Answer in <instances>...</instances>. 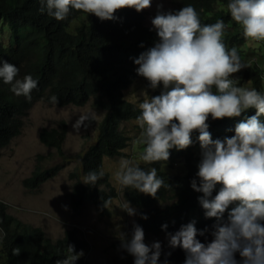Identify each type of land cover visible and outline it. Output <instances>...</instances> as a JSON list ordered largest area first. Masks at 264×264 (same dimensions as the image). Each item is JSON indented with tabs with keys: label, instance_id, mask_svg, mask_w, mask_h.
I'll list each match as a JSON object with an SVG mask.
<instances>
[{
	"label": "clouds",
	"instance_id": "1",
	"mask_svg": "<svg viewBox=\"0 0 264 264\" xmlns=\"http://www.w3.org/2000/svg\"><path fill=\"white\" fill-rule=\"evenodd\" d=\"M152 2L40 0V11H46L57 21L66 20L72 10L103 21L116 19L115 13L126 8L141 12L150 8ZM161 8L162 4H158L157 14L151 20L158 41L134 60L136 73L142 77L141 82L137 80L141 89L150 90L148 98L139 104L140 114L135 119L142 129L139 142L145 145L141 159L149 164L168 161L170 150H185L193 144V133L199 134L201 150L196 173L199 183L193 179L191 188L202 195L195 208L188 211L187 219L193 221L167 234L169 247L185 252L184 264H264V91L244 87L239 78H233L248 65L241 62L236 47L229 49L224 43L227 26L222 19L202 24L200 14L191 4L176 11L165 12ZM227 10L231 19L242 26L245 39L264 42V0H229ZM18 72L15 65L0 59V80L11 85L10 91L15 95L30 101L38 81L32 75L17 79ZM50 102L58 104V97L51 96ZM248 109H255V115L235 125L236 117ZM96 119L97 113L88 111L79 115L72 128L79 134ZM209 123L220 134L219 138H212ZM103 177V170H91L83 183L96 185ZM116 179L125 188L152 197L162 187H170L158 175L157 168L145 170L123 157ZM107 182L102 188L112 186L109 178ZM217 185L219 190L213 196ZM173 201L165 195L156 204L171 205ZM109 203L110 200L104 201V207ZM123 210L130 216L136 214L128 202ZM204 216L215 219L213 239L208 243L197 237L204 236L209 229L198 230L194 221ZM141 218L148 219L138 213L132 236L128 239L122 235L121 247L134 257V264H158L161 243L149 246L144 242L145 234L152 232H147L144 222L140 225ZM3 237L0 229V241ZM13 254L19 255L20 249H13ZM83 255L82 250L77 253L75 246L69 244L67 255L57 264H75ZM167 255L171 253L167 251Z\"/></svg>",
	"mask_w": 264,
	"mask_h": 264
},
{
	"label": "trees",
	"instance_id": "2",
	"mask_svg": "<svg viewBox=\"0 0 264 264\" xmlns=\"http://www.w3.org/2000/svg\"><path fill=\"white\" fill-rule=\"evenodd\" d=\"M172 11H176L191 4L200 14L202 24L215 23L222 19L226 24L224 43L231 49L236 47L240 54L241 46L247 39L243 36L242 26L231 19L227 10L229 0H172ZM43 5L40 0H0V59L15 65L18 69L17 79L25 75H32L38 81V86L31 93V100L24 96H17L10 91L11 85L0 80V151L18 133L23 125V118L34 102L50 97H58L57 105H83L90 96L99 93L96 105L105 109L98 126L96 141L89 145L81 155V173H71V177L85 178L91 170H102L101 161L105 156L121 155L128 144V136L123 131L122 122L136 119L140 109H133L134 104L125 98L124 90L136 78V64L134 60L158 41L156 30L144 26V10L122 9L115 13L116 19L100 20L95 15L72 10L64 21H57L41 12ZM3 35L7 36L4 39ZM143 45V47H141ZM242 77L249 80L252 87L264 91V66L253 61L243 68ZM141 89L139 81L134 89ZM255 109H248L236 123L255 115ZM209 132L213 139L219 138L211 123ZM66 134V124L59 121L55 127L43 128L39 137L47 146L60 149ZM198 133H193V144L185 150H170V159L140 166L142 169L155 167L169 188L162 187L156 197L150 195L142 198L144 193L135 189L124 188V197L132 204L140 207V219L148 228L147 232L175 233L182 225L193 221L187 219L189 209L199 203L198 197L202 193L191 188V181L199 179L196 176L201 150ZM233 136V135H230ZM182 161L184 169L181 172L169 173L161 168L165 163L172 167L177 161ZM57 166L50 168L37 167L32 175L23 181L29 189L54 174ZM107 173L97 181L96 185H83L78 182L72 195L73 207L82 197H89L97 205L103 216L110 215L104 201L113 194L100 189L101 182H107ZM108 183V182H107ZM79 186V187H78ZM217 189L213 192V196ZM94 188V189H93ZM111 188V187H109ZM92 190L89 194L86 190ZM168 195L174 199L171 205L160 206L156 202ZM167 197V196H166ZM169 198V197H168ZM231 208V206H230ZM7 206L0 202V229L4 237L0 241V264H57L67 255L69 244L75 246V251L85 250L87 242L77 236L75 228L66 229L63 236L55 240L45 235L41 227H33L13 215L7 213ZM230 210V209H229ZM227 212L225 213V219ZM198 230L208 228L209 231L198 239L202 243L211 242L212 225L215 219L200 217L194 220ZM167 225V228H162ZM77 236V237H76ZM19 248L20 254L14 255L13 249ZM88 249V248H87ZM167 258L158 264H184L185 252L177 247L169 248ZM239 261V254H236ZM81 259L77 263H80ZM110 264H134V257L125 252L116 257Z\"/></svg>",
	"mask_w": 264,
	"mask_h": 264
},
{
	"label": "rangeland",
	"instance_id": "3",
	"mask_svg": "<svg viewBox=\"0 0 264 264\" xmlns=\"http://www.w3.org/2000/svg\"><path fill=\"white\" fill-rule=\"evenodd\" d=\"M158 4H162L159 10L165 12L170 11L172 6L171 0H153L152 6L145 9L144 23L153 29L151 20L157 14ZM3 37L7 39L6 35ZM247 41L241 46L239 54L241 62L249 65L256 61L258 65L264 66V42L251 39ZM140 78L142 77L138 76L125 90V97L138 105L150 95L149 89H134L135 82ZM233 78H239L242 86L253 88L251 82L242 77V70L233 74ZM98 95L99 93L90 96L87 102L80 106L74 104L60 106L45 99L34 102L23 118L18 135L0 151V201L7 206V213L28 225L41 227L45 235L53 240L62 237L66 229L75 228L78 237H84L89 247L82 250L84 255L80 259L83 260L77 263L80 260L78 259L75 264H110L117 256L126 252L121 247V236L131 238L136 214L130 216L123 210L126 202L122 198L120 189L122 185L116 179V173L120 170L122 157L134 165L147 164L141 159L145 147L139 142L142 129L135 119H130L122 125L125 135L128 136V144L123 148V154L105 156L101 163L110 184L119 190L117 198H111L107 206L110 215L99 216L90 202L84 203L81 209L73 208L68 199V192L76 183V179L71 177V173L77 172L80 175L81 155L96 141L99 122L105 112V109L96 105L95 97ZM88 111H95L97 119L90 123L86 131L82 128L77 134L72 124L79 115ZM261 119L264 120V117ZM59 121L65 122L66 134L58 150L45 145L40 140L39 133L43 128L55 127ZM53 166L58 167L55 174L39 187L29 189L24 185L23 181L29 178L37 167L48 169ZM161 168L167 169L169 173H177L184 169V165L180 160L172 167L163 163ZM81 180H84L83 177ZM113 195L115 197L117 194ZM131 207L136 213L137 209ZM144 242L149 246L153 242H160L162 246L160 257L169 250L167 233L145 234ZM80 251L76 250L77 253ZM1 261L2 256L0 263Z\"/></svg>",
	"mask_w": 264,
	"mask_h": 264
},
{
	"label": "bare ground",
	"instance_id": "4",
	"mask_svg": "<svg viewBox=\"0 0 264 264\" xmlns=\"http://www.w3.org/2000/svg\"><path fill=\"white\" fill-rule=\"evenodd\" d=\"M171 5H173V2H172V0H171ZM172 7L173 6H171V10H172ZM145 11V10H144ZM142 23H143V25L144 26H147L145 23H144V19H143V21H142ZM137 68V67H136ZM137 77H138V75H137V73H136V78H135V80L137 79ZM134 80V81H135ZM133 81V82H134ZM132 82V83H133ZM131 83V84H132ZM130 84V85H131ZM129 85V86H130ZM128 86V87H129ZM127 87V88H128ZM126 88V89H127ZM125 89V90H126ZM125 90H124V95H125ZM96 98V97H95ZM126 98V97H125ZM127 99V98H126ZM129 100V99H128ZM129 101H131V100H129ZM133 104H134V106H133V109L134 108H136L135 110H139V105L137 104V103H135V102H133V101H131ZM104 115V114H103ZM102 161H103V159H102ZM101 161V162H102ZM80 163H81V160H80ZM53 167H55V166H53ZM101 169H103V168H101ZM105 172V171H104ZM106 173V172H105ZM55 174V173H54ZM54 174H52V175H50L48 178H46L45 180H44V178H43V180H42V182L39 184V186L40 185H42L47 179H49L50 177H52ZM108 179V178H107ZM106 179V180H107ZM78 182L80 183V184H82L83 186L82 187H80L81 189H79V191H84L85 189H83V187L86 185L85 183H83L84 182V180H80V178H78L77 180H76V183L74 184V185H72V188H71V190H70V192H68V199H69V201H70V203H71V205L73 206V199H72V195H73V193L75 192V189H76V186H77V184H78ZM104 182H101L100 184H101V186H100V189H102V190H104L105 192H107L108 194H117L115 197H113V196H111L108 200H110L111 198H117V196H118V192H119V190L115 187V186H111V188H102V184H103ZM38 186V187H39ZM79 187V186H78ZM35 188H37V187H35ZM124 186H121L120 187V189H121V195H122V198H123V200L127 203H129L130 204V206H133V207H135L136 209H137V212H136V216H135V218H134V223L136 224L137 223V221H138V213H139V211H140V207H141V205L138 207V205L137 204H132V203H130L125 197H124V193L122 192L123 190H124ZM94 189V188H93ZM92 190H90V189H87L86 190V193L87 194H89L90 192H91ZM89 196H90V194H89ZM145 196H148V195H146V194H143L142 195V198H145ZM81 198H84V199H81V200H79L78 202H77V205L76 206H78V207H75V210H78L82 205H84V203H86V202H93V200L92 199H90L89 197H82L81 196ZM1 202V201H0ZM93 205H94V207H95V210L96 211H98V215L99 216H103L102 214H101V211L98 209V207H97V205L93 202L92 203ZM74 208V207H73ZM81 209V208H80ZM80 211V210H79ZM82 214V213H81ZM81 216V215H80ZM79 216V217H80ZM107 216H109V215H106V217ZM78 217V216H77ZM74 218H76V217H74ZM79 219V218H78ZM76 221H77V219H76ZM76 223V222H75ZM133 225L134 224H132V227H133ZM91 229V228H90ZM78 232V231H77ZM88 233V232H87ZM86 235V234H85ZM84 235V236H85ZM78 236V235H77ZM76 236V237H77ZM80 238V237H79ZM84 237H82V238H80V239H83ZM87 242V248H89L88 247V241H86ZM170 248V247H169ZM121 256V255H120ZM167 252L165 253V255L164 256H162V257H160L159 258V261H162L163 259H165V258H167ZM117 257H119V256H117Z\"/></svg>",
	"mask_w": 264,
	"mask_h": 264
}]
</instances>
